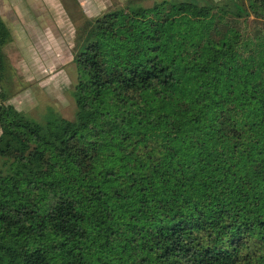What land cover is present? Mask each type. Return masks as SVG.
Segmentation results:
<instances>
[{"label": "trees", "instance_id": "16d2710c", "mask_svg": "<svg viewBox=\"0 0 264 264\" xmlns=\"http://www.w3.org/2000/svg\"><path fill=\"white\" fill-rule=\"evenodd\" d=\"M75 2L72 119L0 13V264H264V0Z\"/></svg>", "mask_w": 264, "mask_h": 264}, {"label": "rangeland", "instance_id": "374dc122", "mask_svg": "<svg viewBox=\"0 0 264 264\" xmlns=\"http://www.w3.org/2000/svg\"><path fill=\"white\" fill-rule=\"evenodd\" d=\"M77 1L87 16L94 17L124 0ZM69 10L79 11L75 0H0V13L13 36L5 50L18 91L9 102L40 123L52 113L74 117L75 24ZM1 164L0 158V168Z\"/></svg>", "mask_w": 264, "mask_h": 264}, {"label": "snow or ice", "instance_id": "6c2138e0", "mask_svg": "<svg viewBox=\"0 0 264 264\" xmlns=\"http://www.w3.org/2000/svg\"><path fill=\"white\" fill-rule=\"evenodd\" d=\"M117 2L119 3V0H117Z\"/></svg>", "mask_w": 264, "mask_h": 264}]
</instances>
